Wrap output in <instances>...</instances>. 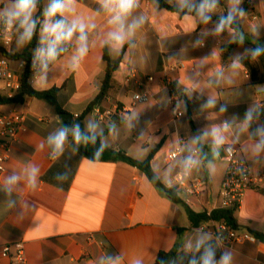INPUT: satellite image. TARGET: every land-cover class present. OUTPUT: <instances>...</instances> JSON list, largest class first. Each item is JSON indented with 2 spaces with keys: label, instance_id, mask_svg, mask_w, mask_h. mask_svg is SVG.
<instances>
[{
  "label": "crops",
  "instance_id": "crops-1",
  "mask_svg": "<svg viewBox=\"0 0 264 264\" xmlns=\"http://www.w3.org/2000/svg\"><path fill=\"white\" fill-rule=\"evenodd\" d=\"M165 1L190 6L197 14L168 11L156 0H138L124 23L125 42L115 47L108 35L117 27L110 23L111 13L103 10L99 0H75L72 11L53 19H64L69 25L73 21L83 23L87 53L78 56L77 31L65 41L67 50H57L51 64L31 75L29 81L39 92L58 87L57 99L63 109L82 116L101 91L107 69L105 46L111 58L117 59L129 45L113 74L116 90L99 106L131 104V96L121 86L130 69L143 78H155L148 84L152 99L136 105L125 116L115 115L108 127L98 123L92 110L82 123L87 131L102 135L104 144L136 160H146L157 148L151 165L166 188H176L178 164L190 160L193 175L207 182L206 191L190 207L196 213H211L221 208L226 145L239 147V156L249 167L264 172V146L257 148L264 144V83L260 63L249 51L254 45H264V0H222L223 5L218 0L215 8L206 11L210 17L206 22L198 15L204 0ZM243 1L253 4L257 21L243 8ZM49 3L43 0V25ZM13 5L14 0H0V14ZM38 11L36 5L33 19ZM230 12L242 30L237 33L225 26L217 32L219 23L213 17H225ZM133 22L138 26L131 29ZM22 32L19 26L8 51L20 53L28 47L30 40H22ZM236 38L238 45L228 47ZM179 62L194 66V71L183 69L171 74L182 93L185 110L182 118L175 119L162 76L167 65ZM0 112L26 116L24 129L10 143L6 171L0 175V248L24 242L27 264H109V257L115 264H155L160 252L175 248L177 254L167 264H201L203 258L197 261L191 257L208 244L216 250L215 264H220L226 254L229 264H264V242L223 246L211 231L194 230L185 208L137 167L79 155L70 147V132L63 151L54 153L49 137L65 126L48 100L27 95L22 103L0 105ZM249 114L251 119H247ZM214 132L224 137L222 144H214ZM3 139L0 124V144ZM181 143L184 157L169 162L168 155ZM33 168L37 169L34 183L30 181ZM49 173L54 182L44 179ZM71 174L67 188L55 182ZM11 176L17 179L9 184ZM178 194L184 201L185 194ZM236 217L243 231L264 233V189L247 190ZM0 264L18 263L4 259Z\"/></svg>",
  "mask_w": 264,
  "mask_h": 264
},
{
  "label": "built area",
  "instance_id": "built-area-1",
  "mask_svg": "<svg viewBox=\"0 0 264 264\" xmlns=\"http://www.w3.org/2000/svg\"><path fill=\"white\" fill-rule=\"evenodd\" d=\"M243 8L247 10L253 21L258 20L254 6L251 2L243 1ZM19 23L13 21L11 25L6 23V18L0 14V43L5 49H9L18 33ZM43 28V27H42ZM42 28L38 32V41L33 51V57L30 62L31 75L36 76L40 70L48 67L51 60H46L39 56V51L47 47V40L42 33ZM57 50L64 52L67 50L66 42L58 45ZM13 63L7 57L0 55V94L13 98L21 90V79L26 69V62L21 60L18 67L14 68ZM46 64V67H45ZM183 69H191L194 66L186 62H179L174 65H167L162 76L163 85L169 90L170 107L175 119L182 118L185 115L184 101L181 91L175 87V82L171 74ZM153 76L141 77L139 73L130 69L129 73L121 81V86L126 88L131 96V104L128 107L116 106L114 108H102L95 106L92 111L99 124L110 126L115 115H126L136 105L149 102L152 99L148 91V84L154 82ZM75 118L80 115L75 114ZM26 116L24 113L12 112L3 114L0 112V124L3 126V142L0 144V175L6 171V162L9 159L8 149L11 141L20 130L24 129ZM197 151H195L196 153ZM225 160L227 168L220 189L221 208H238L247 190L264 189V172L253 171L247 161L239 156V147L228 144L224 147ZM184 157V143H181L174 151L168 155L169 162L173 163ZM179 170L176 175V188L178 192L184 193V202L191 206L195 199H198L207 189V182L204 179L196 177L192 173L193 165L181 162L178 164ZM209 215L211 213H208ZM198 231H211L215 240L220 245L234 246L247 241L256 242L257 239L248 231L237 230L228 226L224 221L205 223L195 228ZM4 259H13L18 264H27L25 259V243L15 242L7 244L0 248V261Z\"/></svg>",
  "mask_w": 264,
  "mask_h": 264
},
{
  "label": "trees",
  "instance_id": "trees-1",
  "mask_svg": "<svg viewBox=\"0 0 264 264\" xmlns=\"http://www.w3.org/2000/svg\"><path fill=\"white\" fill-rule=\"evenodd\" d=\"M156 1L160 8L167 9L168 11H171V12H178L180 14H193V15L197 14V11L190 6L185 5L183 7H179L177 5H171L167 3L165 0H156ZM219 1L221 5H223V1L222 0H219ZM36 5L39 9L34 19L36 21V27L29 41L28 47L24 51L19 53V52L8 51L2 46V44H0V55L1 56L7 57L12 62H15V61L19 62L21 60H24L27 64L26 69L21 79V90L13 98H8L0 94V105L22 103L24 101L25 96L27 95L33 96L39 99L48 100L55 107L65 128L69 129V132L71 133V138H72L70 147L75 152H77L79 155L86 157L93 161H113V162L123 161L134 167H137L142 172H144L145 175L152 182L160 185L175 203L181 204L185 208L188 214V217L193 225V229L199 227L202 224L210 223L211 221H215V222L224 221L228 226L234 229L243 230L241 226L239 225L237 217H236V212L238 208H228V209L219 208V209L213 210L210 215L207 212L196 213L195 211L192 210L190 206H188L183 200H181V198L179 197L177 188H166L160 182L156 172L154 171L151 165V161L157 152V148L150 153L149 157L146 160L139 161V160L132 158L124 151H117L114 148L109 147L106 144H104L102 140L103 139L102 135H98L96 133L87 131L85 129L82 123L84 115L89 113L95 106L100 105L103 100H105L109 95L115 92L116 81L113 77V74L116 71V69L119 67V64L121 63V61L123 60L124 55L129 45H126L123 47L117 59L111 58V56L108 53V47L105 46L104 60L107 64V69H106L104 80L102 82L101 91L99 95L96 97V99L89 105V107L84 112V114L80 116L79 118H75L74 115L64 110L63 107L59 104L57 95L60 89L58 87H54L50 90L42 91V92H39L33 89L29 81L31 77L30 62L32 60L33 51L38 41L39 29L43 27V23L41 19L42 13L44 10L43 0H37ZM227 16L228 14L225 15V18ZM213 18L219 23L222 17L214 16ZM226 26H229L235 29L237 33H239L242 30L241 25L234 19L231 24L226 25ZM238 43H239V39L236 38L235 41L228 47L232 48L238 45ZM256 48H264V45L262 44L254 45L253 49H256ZM256 59L260 63L261 81L264 83V53H261L260 55L256 56ZM77 125L79 126V129L83 134L88 135V136H94L95 140L94 141L88 140L87 142L82 141V142L77 143L74 140V137L71 131ZM199 149L200 150L203 149V146L202 144H200V142H199ZM51 175L52 173L47 174L44 177V179L54 182ZM72 177L73 175L71 174L70 176L66 178V180L62 182L60 181L59 182L55 181V182L59 184L60 186H62L63 188H67L70 185ZM248 232L254 235L257 240L264 242V233L254 231V230H248ZM177 249L175 248L174 250L170 252H160L155 264H167L169 260L172 259L177 254ZM206 250H211V252L213 253L212 259L214 261L215 260L214 258H216L217 253L214 247L212 246V244H208L206 246L200 247L196 252H194V254L191 257L192 258L191 260H197V261L200 260L201 258L204 257ZM201 264H203V261Z\"/></svg>",
  "mask_w": 264,
  "mask_h": 264
},
{
  "label": "clouds",
  "instance_id": "clouds-1",
  "mask_svg": "<svg viewBox=\"0 0 264 264\" xmlns=\"http://www.w3.org/2000/svg\"><path fill=\"white\" fill-rule=\"evenodd\" d=\"M74 2L75 0H50L49 5L44 12L45 17L48 19H46L42 28V33L47 40V47L39 51L40 57L46 60L55 59L58 55V45L64 41L71 40L73 34L77 31L80 33L78 38L80 41V47L77 49L78 56L83 57L87 53V37L85 35V25L77 21H73L69 25L64 19H53L57 16L63 17L65 12L72 11L71 5ZM99 2L103 10L111 13L110 23L117 26L114 31L108 34L109 39L113 43V46L120 47L125 42L124 23L127 17L131 15L133 9L137 7L138 0H99ZM217 3L218 0H204L200 8L198 9V15H200L206 22L208 19H210V17L205 15L206 11H210L215 8ZM36 4L37 0H14L12 9L7 10L2 14L6 18V23L9 25H11L13 21L19 22V26L23 28V32L21 34L22 40H30L35 30L36 21L32 18V14L36 8ZM240 14L243 15L242 12ZM233 19L234 17L232 16L231 12L226 18L222 17L216 28V31H222L226 25L232 23ZM137 26L138 24L136 22H133L130 28L134 29ZM91 27L95 28V24H92ZM249 51L251 52V55L253 57H256L261 53H264V48H256ZM233 66H235V64ZM247 119H251L250 114ZM71 131L74 140L77 143L82 141L87 142L88 140H95L94 136L83 134L80 131L78 125L75 126ZM68 133L69 129L64 128L49 137V143L53 146L54 153L58 154L63 151V146L67 139ZM261 135H264V130H261ZM213 136L214 144L219 145L224 142V137L218 132H214ZM262 146H264V144L258 145L257 148L259 149ZM190 162V160L185 161L186 164ZM36 172L37 169L35 168L31 170L30 181L32 183L35 182ZM16 179L17 177L11 176L8 178V183H15ZM197 246L199 247V245ZM212 255L213 253L211 252V250H206L203 257V264H215L212 259ZM108 261L109 264H115V261H113L111 257L108 258ZM229 262L230 256L226 254L220 261V264H229ZM193 264H195V261H193Z\"/></svg>",
  "mask_w": 264,
  "mask_h": 264
}]
</instances>
